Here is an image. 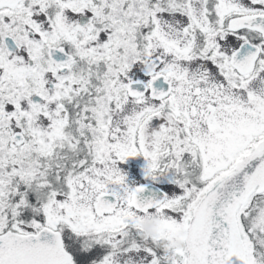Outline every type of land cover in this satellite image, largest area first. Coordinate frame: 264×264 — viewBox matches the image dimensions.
<instances>
[{
  "label": "snow or ice",
  "instance_id": "obj_1",
  "mask_svg": "<svg viewBox=\"0 0 264 264\" xmlns=\"http://www.w3.org/2000/svg\"><path fill=\"white\" fill-rule=\"evenodd\" d=\"M0 264H264V0H0Z\"/></svg>",
  "mask_w": 264,
  "mask_h": 264
}]
</instances>
